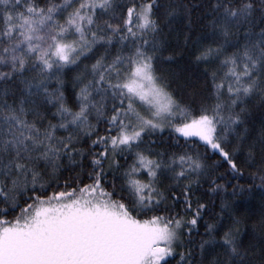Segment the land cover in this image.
Segmentation results:
<instances>
[{
    "label": "snow or ice",
    "instance_id": "obj_1",
    "mask_svg": "<svg viewBox=\"0 0 264 264\" xmlns=\"http://www.w3.org/2000/svg\"><path fill=\"white\" fill-rule=\"evenodd\" d=\"M176 257L264 264V0H0V264Z\"/></svg>",
    "mask_w": 264,
    "mask_h": 264
},
{
    "label": "trees",
    "instance_id": "obj_2",
    "mask_svg": "<svg viewBox=\"0 0 264 264\" xmlns=\"http://www.w3.org/2000/svg\"><path fill=\"white\" fill-rule=\"evenodd\" d=\"M182 43V42H181ZM174 46H175V41L173 42ZM184 54L182 56H176L175 59L173 61H168L166 59H162L156 62L157 65V70L158 71H163V74L168 78V80L171 83V87L168 89L169 91H171L174 95H177V92H183L184 95L182 97V102L184 103H188L190 101V97L187 95V92L189 91L188 89H186L184 87V85L189 81H194L196 82L201 88L204 87V78H203V70L205 67H211V68H215V64H211V65H204V64H199V65H195L192 62V50L191 48L189 49H184L183 50ZM169 55V52H165L164 56L167 57ZM178 98H181L180 96H178ZM160 133L156 134V137L154 138H159L160 137ZM163 137L165 139H169V132L166 130L163 134ZM177 138V134L172 133L171 134V140H175ZM147 139V137L145 138ZM179 142L181 145H183L184 147H188V145L192 144V143H196L199 145V150L201 152H205V145L204 142L199 140L198 138L194 137V138H183L180 137L179 138ZM174 151H180L181 149L179 148H174ZM208 155L210 157V162L211 163H215L217 161H219V164L217 165V171L219 173H225L228 176H232L233 173L231 172L229 165L227 164L226 161H224L218 154H212L211 149L207 150ZM245 154H246V150H243L241 152H239L237 154V158L238 163L240 162V160L245 159ZM121 162L123 163V158H120ZM131 160V157H129V162ZM245 175H247V173H245ZM141 179H144L146 177L141 176ZM218 182H227V181H219ZM235 180H232L229 183V190H231V184L235 183ZM240 183L242 184H246V183H252L251 180H247V179H243L241 178ZM257 183H259V181H257ZM205 188L209 187V185L205 184L204 185ZM226 195L224 192H220L218 194H214L211 199L214 201L213 204L209 205L210 207H214L216 211H219V204H220V197ZM207 202V201H205ZM205 219L207 220H211V217L205 213V218L201 219L198 222V231L199 233H203L204 232V227H205ZM197 236V232L194 231L193 232V237L195 238ZM178 260V257H176L174 260H172V264H175V261Z\"/></svg>",
    "mask_w": 264,
    "mask_h": 264
},
{
    "label": "rangeland",
    "instance_id": "obj_3",
    "mask_svg": "<svg viewBox=\"0 0 264 264\" xmlns=\"http://www.w3.org/2000/svg\"><path fill=\"white\" fill-rule=\"evenodd\" d=\"M138 107L140 108V110L142 111V112H144L145 114H147V106L145 105V106H142V105H139L138 104ZM196 138H198V137H196ZM199 139V138H198Z\"/></svg>",
    "mask_w": 264,
    "mask_h": 264
}]
</instances>
